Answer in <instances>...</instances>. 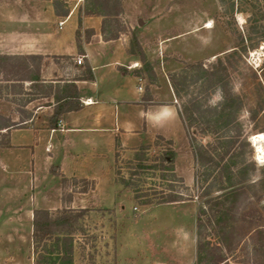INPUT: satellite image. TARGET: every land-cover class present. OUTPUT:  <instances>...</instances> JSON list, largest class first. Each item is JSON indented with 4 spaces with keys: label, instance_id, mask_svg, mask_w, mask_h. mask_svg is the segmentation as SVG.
<instances>
[{
    "label": "rangeland",
    "instance_id": "rangeland-1",
    "mask_svg": "<svg viewBox=\"0 0 264 264\" xmlns=\"http://www.w3.org/2000/svg\"><path fill=\"white\" fill-rule=\"evenodd\" d=\"M16 1L0 0V11L11 9L14 12ZM223 1L119 0L121 10L116 17H93L101 19L99 28L105 37L115 33L134 55L147 99L170 102L175 95V103L177 100L180 104L181 100L196 94L215 106L228 93L240 97L242 106L237 114L240 136L235 152L247 165V172L234 207L232 199L227 203L231 212L225 217V224L231 233L228 238L231 251L226 252V259L228 264H261L264 261V247H261L264 241V138L259 142L252 136L262 133L264 137V0L253 6L248 0H233V10L230 0ZM65 5L82 17L87 3L86 0H67ZM74 20H67L64 28H70ZM84 25L79 28L83 38L88 32ZM118 45L103 46L93 41L85 48L97 84H104L101 87L108 86L112 78L106 76L107 64L120 53ZM218 59L226 67L224 79L231 86L227 92L219 88L204 90L202 81L196 79L200 72L189 66L201 62L205 69H210V64ZM23 74L18 71L15 78ZM171 75L179 80L180 87L184 85L183 77L187 82L191 77L197 81L189 83L188 94L180 98L175 94ZM138 83L130 77L124 78L123 91L136 98ZM0 87V127L10 121L15 123L12 127L17 126L22 116L31 113L37 104L46 103L45 99L27 103L34 92L23 90L20 82L3 80L2 75ZM84 90L93 95L95 88L87 84ZM116 101L120 102L116 103L115 135L78 130L56 132L50 139L40 135L36 140L32 132L20 128L10 133L12 146H0V264H34L31 211L46 206L47 201L58 203V170L67 175L91 176L95 182L94 192L88 189L89 194L85 196L88 208L79 220L82 231L73 236L72 264H195L194 216L203 199L197 197L201 189L193 183L192 171H186L188 160L178 159L180 175L189 185L185 202L137 204L130 190L114 183V136L119 146L131 150L151 143L156 126L147 123L144 127L139 108L133 103L120 98ZM127 120L129 122L125 123ZM112 121L110 128L114 126ZM82 122L81 125L90 123L87 119ZM41 123L38 120L36 124ZM180 127L182 138L184 130ZM191 131L197 133L194 129ZM2 132L0 129V143L6 139ZM197 137L203 143L210 141L213 146L218 145L216 134ZM175 141L179 148L178 137ZM157 143L156 146L150 144L149 155L172 148V144L164 141ZM118 154L121 175L128 177L125 161L133 152L127 154L120 150ZM233 161L232 153L226 156V163ZM66 179L63 199L71 195L70 189L83 187L79 182L73 186L72 178ZM141 179L146 190L152 187L158 191L167 184L159 172L144 173ZM220 192L213 191L211 195Z\"/></svg>",
    "mask_w": 264,
    "mask_h": 264
},
{
    "label": "trees",
    "instance_id": "trees-1",
    "mask_svg": "<svg viewBox=\"0 0 264 264\" xmlns=\"http://www.w3.org/2000/svg\"><path fill=\"white\" fill-rule=\"evenodd\" d=\"M54 10L57 15H67L68 9L64 8V0H52ZM224 3L223 0H219ZM243 2V0H239ZM252 6L259 3V0H248ZM84 15L116 17L120 12L119 0H86ZM230 7L233 10V0H230ZM104 25V21L102 23ZM80 20L76 30V39L80 49ZM103 28V27H102ZM104 29V28H103ZM103 36L104 31L101 30ZM105 37V36H104ZM117 35L114 33L105 38L113 39ZM235 49H233L234 51ZM41 56L38 55H8L0 54V76L3 80L17 82L29 79L31 84L41 90L42 94L49 93L50 88H44L40 82L39 67ZM35 65V69L30 64ZM196 68L204 84V90L219 88L222 91H229L231 87L226 81V67L221 59L210 64V69L204 68L202 63L189 65ZM18 71L24 73L20 78H15ZM14 78V79H11ZM81 79L91 80L93 74L89 65H85ZM190 82L183 77L184 85L180 87L179 80L171 75V83L175 94L181 98L187 95L189 83L196 82L193 77ZM186 80V81H185ZM182 81V82H183ZM181 82V83H182ZM181 91L183 93H181ZM1 93V87H0ZM56 102L54 111L48 119L49 126L55 127L59 115L65 111L77 110L81 104L78 99L76 86L74 83H64L61 89H56L52 93ZM222 96V95H221ZM33 98V97H32ZM31 98V99H32ZM28 99V100H31ZM242 101L235 93L224 95L222 101L215 106L209 105L204 99H200L196 94L189 97L179 104V114L184 124L189 146L193 154L197 169L194 175V182L201 189L199 196L203 199L202 204L195 213V234H196V261L195 264H228L226 252L230 253L231 245L228 243L229 228L225 224V217L231 212V207L227 205L232 199L233 207L241 195L242 179L247 172V165L243 159L235 152L236 144L239 141L240 128L237 122V114L241 109ZM19 121L17 125H21ZM236 126H235V125ZM15 125L7 122L0 129H6L2 136L6 139L0 146H9L7 130ZM196 130L194 133L191 130ZM234 133H230L233 132ZM197 134V135H196ZM216 134L218 145H212L210 141L203 143L197 136L204 137ZM161 140L171 144L170 140H165L157 136L153 142L156 146L157 141ZM150 144H143L134 149L132 157L125 161L128 177H124L120 172V159L118 152L115 153L114 160V181L117 186L128 189L132 193V199L139 205L152 206L161 203H175L187 200L185 191L188 189L175 172L174 151L171 147L160 151L157 155H149ZM219 149L220 151H217ZM216 154V158L214 156ZM234 161L226 163L225 158L231 155ZM147 172H159L162 180L167 182L165 188L158 191L152 187L144 189L141 177ZM216 172V175L213 173ZM72 185L82 183L81 191L93 188V182L86 179H71ZM67 179L62 178L63 185ZM177 185V186H176ZM178 188V189H176ZM213 191H221L218 195L212 196ZM86 209L47 211L34 210L32 215V254L34 264H72L74 234L82 231L79 223ZM264 247V241L261 243ZM261 248V249H262ZM264 264V261H261Z\"/></svg>",
    "mask_w": 264,
    "mask_h": 264
},
{
    "label": "crops",
    "instance_id": "crops-1",
    "mask_svg": "<svg viewBox=\"0 0 264 264\" xmlns=\"http://www.w3.org/2000/svg\"><path fill=\"white\" fill-rule=\"evenodd\" d=\"M64 1L66 2L67 0ZM66 7L67 6L65 5L64 8ZM67 9V15H57L52 0H18L16 1L14 12H12L11 9L7 12L0 11V54L41 56L42 59L39 67L40 82L43 84L44 88L51 87L49 93L42 94L41 90L39 91L38 88L34 87L29 79L17 81L23 84V90L34 92L32 95L33 98L28 100L27 103L41 99H45L46 103L37 104L31 113L24 117L22 116L20 119V121H23L21 125L10 127L7 130L9 146H12L10 142L11 131L20 128L32 132L36 140L39 139L40 135L46 136L50 139L56 132L69 133L78 130L105 134L112 133L115 135L117 132L116 103L120 102L116 100L120 98L124 102L128 104L133 103L134 106L139 108L144 127L147 123L150 125L155 124L156 129L154 132V138L152 142L148 144H152L157 136H161L165 140L171 141L174 151L175 172H177L178 176L182 178L184 184L189 187L184 181L183 176L180 175L181 172L178 167V159L180 157V159H183L184 161L186 159L188 160L186 171L187 173L192 171L193 183L197 165L189 146L184 124L179 114V104H177V100L175 103L176 97L174 93L173 99L170 102L166 99L157 102H153L149 98L147 99V95H145L144 80L139 75L137 60L132 53L127 51V47L122 40L119 38L108 39L103 37L99 28L101 23L99 17L87 15L80 17L77 16V13H74V10L68 7ZM71 18H75L73 25L70 28L65 29L64 25L66 21ZM79 20L80 25L88 23L84 25L86 30H88V32H86L88 36L85 35V38H83V34H80L79 37L80 49L76 39V30L78 28ZM60 21H62L61 25H59ZM93 41L103 46L118 43L119 45L117 47L120 48V53L122 52L121 55L120 53H116L114 60L109 62V65L107 64L108 69L106 70V76L112 78H110L111 83L109 82V84H107L108 86L105 88L101 87L104 84H97L93 74V66L90 64L89 53L85 49L86 46ZM103 53H105V51ZM80 56L83 58V62L77 64L76 59ZM86 64L90 66L93 74L91 80L80 78ZM30 67L35 69L33 63L30 64ZM126 76L139 82L137 85L138 96L136 98H132L123 91V80L124 78H127ZM99 82H101V78ZM64 83L75 84L81 106L77 110H69L61 113L57 119L56 126L52 127L48 124V119L52 115L56 105L52 93H54L57 88L61 89ZM87 84H91L95 88L93 95L87 94L84 90V87ZM84 119L90 121L89 125H81ZM38 120L42 122L40 125L36 124ZM111 121L114 123L112 128H110ZM128 122V120L125 121V123ZM179 126L184 130V133L182 132V138ZM6 129L3 128L1 130L4 132ZM176 137H178L180 142L179 148L176 147ZM115 138L116 136H114V160L115 153H119L120 150L127 154L134 151L135 148L124 150V148L119 146ZM57 172L60 174L58 203L54 204L53 202L50 203V201H47L45 202V204H47L46 206L31 211V232L32 215L34 210H47L53 212L88 208L85 206V196L89 194V192H87L88 190L83 192L81 191V188L77 187L76 189L74 188V191L70 189L71 195L67 199H63L62 178L86 179L92 181L93 192L95 189L94 179L91 176H76L74 174L67 175L60 170ZM185 201L171 204H180ZM194 238H196L195 230Z\"/></svg>",
    "mask_w": 264,
    "mask_h": 264
},
{
    "label": "bare ground",
    "instance_id": "bare-ground-1",
    "mask_svg": "<svg viewBox=\"0 0 264 264\" xmlns=\"http://www.w3.org/2000/svg\"><path fill=\"white\" fill-rule=\"evenodd\" d=\"M252 138H253V140L256 139V140H258L259 142H261V141L263 140L264 137H263V134H262V133H257V134H255V135H253ZM257 147H258V150H259V151L262 150L260 145H258Z\"/></svg>",
    "mask_w": 264,
    "mask_h": 264
},
{
    "label": "built area",
    "instance_id": "built-area-1",
    "mask_svg": "<svg viewBox=\"0 0 264 264\" xmlns=\"http://www.w3.org/2000/svg\"><path fill=\"white\" fill-rule=\"evenodd\" d=\"M62 24V21L59 22V25ZM77 64H81L83 62V58L80 56L76 59ZM86 103V102H85Z\"/></svg>",
    "mask_w": 264,
    "mask_h": 264
}]
</instances>
